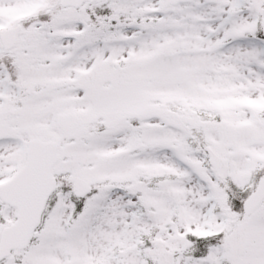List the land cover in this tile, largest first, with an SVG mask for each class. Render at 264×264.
Returning <instances> with one entry per match:
<instances>
[{"label":"snow or ice","instance_id":"obj_1","mask_svg":"<svg viewBox=\"0 0 264 264\" xmlns=\"http://www.w3.org/2000/svg\"><path fill=\"white\" fill-rule=\"evenodd\" d=\"M0 264H264V0H0Z\"/></svg>","mask_w":264,"mask_h":264}]
</instances>
